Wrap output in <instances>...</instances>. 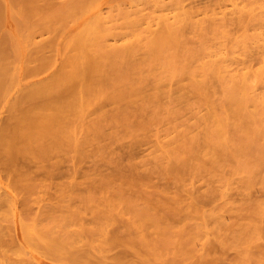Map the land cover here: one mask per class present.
Instances as JSON below:
<instances>
[{
  "label": "bare ground",
  "instance_id": "1",
  "mask_svg": "<svg viewBox=\"0 0 264 264\" xmlns=\"http://www.w3.org/2000/svg\"><path fill=\"white\" fill-rule=\"evenodd\" d=\"M95 1L98 0H0L1 103L5 100V96L14 94L12 101L9 100L10 102L7 104V118L3 119V121L0 119V155L5 158V160L2 159L6 164H4L3 160H0V163L2 164L3 162L4 164V167H2L3 170L7 168L4 170V173H7L6 176L8 175L7 178L9 177L10 179H8V184L10 181L9 186L7 184L9 188H6L5 192H1L0 182V264H22V262H25L23 247L25 244L29 248L35 249V252L38 251L40 255V250L37 249L42 246L44 247V245L46 246L44 247V252L46 253L52 250L56 252V249L59 250L60 248L62 250L65 246L67 249V246H70L74 248V254L73 251H70V255H73H69L70 262H73V264H106L107 257L109 259V256L106 255V251L111 250L112 247L123 245L127 250L124 249L125 251L122 250L121 252L117 250L118 253L115 252L117 254L113 256V262L111 261L110 264H161V262H159L160 258L162 259L161 261H163L162 264H164L165 260L159 255H162V253L169 248V240L174 238L175 242L171 241L174 246L172 247L170 244V248L175 250L172 252L173 254L179 251L177 253H192L193 256V252H196L198 257L200 256L203 258L205 254L207 255V253L209 254L213 251L216 257L214 256L213 259L210 258V261L207 259L208 264H264L263 241L262 245L255 244L259 238L264 237V223H262L264 219V203L262 204L259 200H253V203H249V205L245 206L243 203H240L242 201L240 200L239 204H236L235 207L234 205L232 206V204H234L232 202L235 199H233V201H231L232 199H226L227 201L224 199L222 203L219 202V204H215L216 206H213L214 208H212V210L210 208V212L207 214V220L202 216V214H206V211L205 214L198 211L199 218L201 219H198L200 221L195 223L193 220L196 219L197 216L193 215L194 213L196 215L198 214L196 210L197 207H195V209V203H193V201H188L192 198L186 200L184 196H173L176 195L173 194L172 196H168V198H162V200H160L161 198H155V201L154 199L147 200L146 198V200H143V198H140L141 201L139 199V194L141 192H138L137 188H134L138 184L133 187L136 191H134L133 188V191L129 188H125L126 185L123 186V189L120 187L122 185H119L118 188L114 185L116 189H113L116 190V194L114 196L110 194L114 192L112 189L109 193L110 198H108V193L105 192L107 197H102H104V200L106 197L105 203L103 204H105L104 206L107 208L104 210L103 206L102 211L99 210V208L97 209V207L95 208V206L93 207V213H90V222L92 223L90 226H84V222L83 225L81 224L82 213L80 210L81 207H79L80 202L77 204L73 203L70 199L72 200L75 196L71 195V198L68 199L66 195L65 198L68 199L64 201L66 206L59 208L60 210H56L59 205L62 207L63 201L61 203L57 202V206L51 203L42 212L43 218L45 217L44 219L41 216H38L39 219L36 216V219L34 216L35 219H32L33 221H31L30 217V223H25L20 220L23 244H18L19 246H17L15 250H11V248L6 250L7 243L5 245L2 241L6 239L5 237L8 231L5 237L3 236L2 238V235H4L2 229L4 231L6 227L4 226V228H2L4 224L1 222L10 219L9 217L11 215L14 220L13 215L17 208V197L21 192H24L27 197H29L31 194H36V189L42 187L41 185H43V187L46 186L44 180L40 181L38 180V176L30 174V172L34 173V171H31L32 168L24 167L23 169V166H29V164L35 165L34 162L36 164L38 163L37 165L42 163L39 167L41 171V168L45 169L46 167L44 161H46L47 158L49 159L56 150L62 148H70L69 150H71V148H74L73 150L76 152L80 150V147L86 144L84 149H87V146L89 144L91 145L93 141L89 143L88 141H91V138L89 135L87 137L86 134H90L91 131L94 135L97 129L102 128L101 126H103V124H100L101 126L99 125L100 120L102 123L104 119L111 117L110 119L112 120L113 118L114 120L117 118L113 112H106L110 117H105L103 102L106 98L117 103L123 100H132L134 97H142L149 100L146 101L145 99L147 103L149 102L150 104L151 102L156 105L160 98L164 99L169 97L168 100H165L166 103H171L173 101H183L186 103V94L183 93L184 84L181 82L182 78L187 79V85L190 90H193V93L196 92L199 96L201 95L202 99L206 97V93H208V89H210L205 85V81L209 86L210 79L211 81L213 79V82L217 81L221 85L227 97L229 111L233 116H236V114L243 113V105L250 94L253 93L254 89L251 91V79L253 78L254 80V78H256L264 82V62L261 60L264 55V38L261 32L260 34L256 31L252 34H246L244 31L240 35L238 33V36L232 37V44L228 51L222 48L223 43L221 44V42L225 40L221 41V39H225L226 35L229 33L228 31H230V29H226V24L228 22H226V18L224 19L227 13L225 14V12H222L224 4L217 10V12H221L219 15L223 16V18L221 17L222 19L219 20L217 17L218 14L209 9L213 3L211 6L207 3L209 8L204 5L206 10H204L203 13L202 10L200 11V7L197 8L196 6L197 9L185 7L182 0H173L172 9L170 8L171 10L159 8L163 0H141L142 3L149 6L148 8H151L149 9L150 11L148 10L143 13L144 10L142 8L137 9V6L135 10L125 9L124 13L127 14V16L134 15L128 21V30L129 34L133 35L135 38L132 41H124L117 44L116 42L119 39L125 37L127 34L126 31H116V27L112 23L113 16H110L112 14L108 13V15L110 14L109 16H104L102 11L100 12L99 6L93 8V3ZM224 1L225 0H218L219 3ZM229 1L234 7H236L240 1L244 2L243 7L250 4L253 5V3L256 4L258 1L260 3V0ZM193 5H195V3H193ZM252 5H250V7ZM252 8H254V6ZM109 9L110 8H108V10ZM208 9L211 12L207 11ZM200 12L203 14L209 13L203 18H197ZM234 12L236 11L233 10L232 13L234 14ZM248 13H250V10ZM106 14L107 13H105V15ZM235 15L234 18L236 19ZM249 16L253 18L252 20L256 23L259 22V20L264 23V10L258 13L251 12ZM237 17L239 22L243 20L242 17ZM234 18L232 20H234ZM243 18L252 22L248 19L249 17ZM255 19L259 20L255 21ZM238 21L236 23L239 24ZM249 22L246 23L250 25ZM262 22L261 24L263 25ZM240 24H242V22ZM259 24L258 26L261 27V24ZM188 25L190 27L189 29L186 27ZM257 28L258 27H256V29ZM234 31H236L235 28ZM185 32H188L187 34L192 32V37L195 36L196 41L192 44L189 43L185 38ZM193 33L195 35H193ZM111 36L115 41L113 43L108 41ZM230 36H228L229 39ZM227 44L225 43L224 47H228ZM253 60H260L258 66L255 68L253 67L255 64H252ZM57 61L60 63V67L58 66L59 70L56 68L53 72H56V70L58 71L51 74L49 69ZM234 64L237 67L231 69L230 66ZM40 72L43 73L42 78L38 80L35 78V80L29 79L35 77L37 74H41ZM151 73L153 74V78L149 81L150 79L148 80V77ZM173 76H180V78H177L179 82H175V77V86L172 85ZM207 77L209 79H207ZM147 80L151 82L148 84L150 85L148 89L146 88V84L148 83ZM255 82L258 83L257 81ZM255 94L256 93H254V95ZM262 94V96H264V91ZM102 98L104 99L102 100ZM100 100H102V103ZM203 100L206 101L207 98ZM153 105L154 104H152V106ZM1 106L2 104L0 108H2ZM141 107L146 108L145 106H140L139 109ZM92 108L94 109L93 112H95L94 114L93 112L90 114L91 117L93 115V120L89 118L90 115L88 114ZM118 110H120V112L123 111L120 107ZM118 110L114 111L117 116V113H119ZM173 110L176 111V109ZM224 110L222 112L220 111L221 113L219 114L212 112V115L211 113L208 115L207 118H210L208 121L209 123L207 128L203 129L207 130H205L204 134L201 133L204 135V143H199L202 146L197 143L196 133L193 134L192 130L189 131L185 129L181 130V133L177 131L176 133L178 134L175 133L173 137H170L165 142L161 141L157 143L160 145V147L158 146L160 150L156 148L161 151L158 156L164 158V160H166L165 163L168 161L169 166L171 161L174 162V165L177 161L178 165L176 166L171 163V166L173 165L172 168L176 167L174 170L178 171L180 168L182 170L187 168L191 170V168L197 166L193 165V161L195 160L203 159L205 161L209 159L213 164L214 162L217 163L218 159L219 162L220 160H226L229 155L233 154L237 156L236 148L234 149V147H238L237 149H239L241 146L240 144H242V148L246 146L250 148L252 146L251 140H255L258 133L259 136L264 135V130H262L261 133L257 132L258 130L254 131L257 128L251 125L249 128V123H247V125L246 122L245 127L248 128H246V130L249 131V129L251 130V128H254L253 131H251L253 134L251 135V133L249 134L247 131H245L247 135L244 131L239 133L240 128L238 129L236 124L230 121V114H227L228 110ZM177 113L178 112H176V114ZM120 117L122 118V116ZM124 118L125 116L123 120ZM204 120L206 121L207 119L205 118ZM144 122L140 123L145 125ZM148 122H150V119ZM199 122L202 123L203 121ZM205 124L203 125L205 126ZM230 128H234L235 132L233 131L230 133V131H228ZM79 131H83V138H80L81 136L78 138L77 134L79 135ZM97 132L98 134L96 133V136L102 135L101 129L100 134L98 130ZM258 137H256V139ZM93 138L95 139L94 136ZM157 141L159 142L160 140ZM256 143L258 144V142H255V144ZM197 144L198 146H196ZM256 147L257 149L259 148L258 154L254 156L251 162L245 159L247 162L243 160V163H239H241L240 165L242 167L243 165L245 166L244 170L248 168V173L251 168L253 169L255 167L256 170H254L257 171L255 173H259L264 179V144L261 143L260 146ZM75 148L77 149L75 150ZM156 148L155 151L158 152ZM196 148L198 153H194ZM242 148L240 150H242ZM82 149L83 148H81V150ZM84 149L82 150L83 152ZM69 150V153H73V150ZM240 150L237 151L240 152ZM233 151H235V154ZM59 152L60 151H58V153ZM85 153L83 155L80 152L84 157ZM159 158L160 157H158V159ZM162 158H160L161 160L159 159V161L162 162ZM18 159L21 161L19 162L20 165L25 162L20 168L16 165ZM79 160L80 159H78V161ZM47 162L49 161L47 160ZM160 163H158V165ZM250 163L252 166L251 168L250 166L248 167ZM37 165L36 167H38ZM51 166L52 165H50V168ZM171 166L167 168L169 171ZM206 166L208 167L207 164ZM47 168L44 170V172H46L45 174L49 173V169L47 170ZM7 170H9L10 173L6 172ZM36 172L39 173V170H35V174ZM171 172L173 173V170ZM172 173L171 175H173ZM179 173H181V171H178L177 174L179 175ZM252 173H254V171L252 172L251 170V176L254 175ZM42 174L45 177L47 176L43 173V170ZM176 175L173 177H178ZM212 177L214 178V175H212ZM41 178L43 179V176ZM215 179L217 180V178ZM223 179L225 180L226 177ZM251 179L252 178L248 180V178H246L242 183L248 184ZM97 181L98 180H96V182ZM102 181H100V184ZM211 181L210 178L209 182L211 183ZM108 182L109 181H105L104 183L106 184ZM220 182L222 183V181H219V183ZM224 182L226 183V180ZM138 183L141 182L138 180ZM109 184L110 182L108 185ZM245 184L244 186H247ZM220 185L222 186V184ZM10 186L12 189H10ZM107 186L105 185V188ZM127 186L130 185L128 184ZM221 186L219 187L221 188ZM42 189L39 192H41ZM214 190L216 189L214 188ZM214 190L213 195L216 193ZM221 191H219V193ZM17 192H20V194L18 195ZM39 192L37 191V195ZM23 194L19 200H24L23 198L25 195L23 196ZM69 194L68 197H70ZM142 194L141 196H144ZM220 194H215L214 196H219ZM240 194H242V192ZM78 197L79 196L76 198L78 199ZM219 198L221 199L222 197L219 196ZM231 198L233 197L231 196ZM242 198L243 197L239 199ZM29 199H31V196ZM100 199L102 200V198ZM22 200L20 204L21 202L23 204ZM95 200L93 197V201ZM90 202L92 201L90 200ZM28 203L29 201L27 198V203L25 201L23 205H28ZM97 203L95 202V205H99ZM86 204H88V202ZM106 204L109 207L106 206ZM234 207L236 209H234ZM27 208L28 207L25 209ZM234 210L235 213L236 211L238 212L237 215L233 216L232 213H228ZM22 212L25 211L23 210ZM226 213H228V216H233H229V222H225L226 220H224L226 219ZM113 214L120 215L122 219H117L118 222L120 221V224L118 223L116 227H113L117 224V222L114 221L116 218H113L114 222H111V216H113ZM126 215L127 217H124ZM123 218L125 220H123ZM78 221L81 224H78L80 226L72 228V230L71 228L69 229V227L67 228L71 222L77 223ZM112 223L115 224L112 226L113 229H110V232L107 227ZM12 224L14 223L12 222ZM10 227L11 225L8 228ZM78 227L81 228L79 229ZM77 228L79 230H77ZM11 229L13 228L11 227ZM104 229H106V232ZM99 232L105 233V237L99 235L100 238H103V241L98 236ZM209 232L213 234L211 239L209 237ZM82 233L85 234L84 238H88L85 241L86 243L84 242L82 244V246H86L85 248L82 247L80 243V245H76L79 239L81 241ZM109 233L110 235H108ZM201 234L204 236V241L202 242L203 246L207 244L205 247L206 251L203 249L204 252L193 249V242ZM86 235L88 237H86ZM96 235L98 237L96 239H99L98 242H100L96 243L97 245L94 243ZM159 240L161 241L159 242ZM216 245L219 249L218 247H216L217 249L214 248ZM3 246H5V248ZM13 246L15 247V243ZM70 247L68 251L72 250ZM66 249L64 248L65 253L67 252L65 251ZM228 249H233L234 251V256L230 260H226V256L228 255L227 252H229ZM64 252L61 251L60 254L63 253L64 255ZM94 252L96 255L95 257H98V260L95 261L96 263L93 262L94 259H91V254L93 255ZM51 253L52 252L49 254ZM129 253L131 255H129ZM52 254H54V251ZM13 255H15V258ZM57 255H55V257L58 259L59 255ZM63 255V258L67 256V254ZM128 255L130 257H128ZM21 257L25 261H22ZM65 259L67 260V258Z\"/></svg>",
  "mask_w": 264,
  "mask_h": 264
},
{
  "label": "rangeland",
  "instance_id": "2",
  "mask_svg": "<svg viewBox=\"0 0 264 264\" xmlns=\"http://www.w3.org/2000/svg\"><path fill=\"white\" fill-rule=\"evenodd\" d=\"M166 1H167V3H166ZM170 1H171V3H170ZM182 1H183V5L185 7L189 8V9L190 8L197 9L198 7H200L199 9H200V11L202 10V12L204 10H206L205 6L207 7L209 4L211 6L212 3L215 4V5L212 4L211 7H213V8H211V7L209 8V6H208V8L211 11L213 10L214 12H216L218 14L217 17H218L219 20L222 19L223 16L219 15V14H221V12L219 11L220 12L219 13V12H217V10H218V8L220 9L221 5L224 4L222 12L223 13L225 12V14L227 13L226 14L227 17L224 15L225 16L224 19L226 18L225 19L226 22L229 23V24L228 23L226 24V29H230V31L233 30V31H231V33H230V31L227 30L229 33L226 35L225 39H221V41L225 40L224 42L226 44L227 43L229 44V45L227 44L228 47H226V46L224 47L225 43L221 42V44L223 43L222 44V46H223L222 48H224V50H226V51H228L230 49V46L232 44V42H231L232 41V37L233 36L234 37L238 36V33L240 35L241 33H243L245 31L246 34L247 33L248 34H252V33H254L256 31L259 34L261 32L262 33L261 35L264 38V23L262 21H260L259 19H255V21L259 20V22L256 23V22H254V20H252L253 18H251L249 16L251 12L258 13L259 11H263L264 10V0H260L261 4L259 3V1L256 4L253 3V5L250 4V5H252L251 7H250V5H247V4H246L247 6L243 7L244 2H241V1L238 3V5L236 7H234L229 0H225L222 3L221 2L219 3L218 0H182ZM182 1H181V3H182ZM172 2H173V0H163L162 4H160L161 6H159V8H167V10L168 9L171 10L172 9L171 8ZM193 3H195V5H193ZM207 3H208V5H207ZM216 3H217V5H216ZM93 5H94L93 8L99 6L100 12L102 11V14L104 16H107L108 13L112 14V15H110V14L109 15L111 17L113 16L112 17L113 18V22L112 23L115 25L116 31H118V32L126 31L127 34L125 35V37L122 38V39H119L116 42L117 44H119L121 42H124V41H132L135 38L133 35L129 34V30H128V21L134 15L127 16V14L124 13L125 9L126 10L127 9L135 10V8L137 6V9L142 8L144 10L143 13L147 12L149 9H151V8H148L149 6H147L144 3H142L141 0H98V1H95L93 3ZM169 5H170V7H169ZM145 6L147 7V10H146ZM196 6H197V8H196ZM253 6H254V8H252ZM108 8H110L109 9L110 12H109ZM215 8H217V9H215ZM209 9L207 11L211 12ZM233 10L236 11L237 13L234 12V14H233L232 13ZM249 10H250V13H248ZM166 12H168V11H166ZM209 12H207V13H209ZM105 13H107V14L105 15ZM200 13L197 16V18H203L207 14V13L203 14L204 12L201 13V14ZM137 14H140V13H137ZM234 15H235L236 19L234 18ZM219 16H220V18H219ZM237 16L242 17L243 20L245 19L243 17H246V18L249 17L248 19H250V21H252V22H249V20H247V19H245L247 21H245V20L243 21L242 20L241 21L242 24L244 23L243 26H242V24H240L241 22L238 21V19H237L238 17ZM233 18H234V20H232ZM227 19H228V21H227ZM237 21L239 22V24L236 23ZM246 22L247 23L249 22L250 25L247 24ZM261 22L263 23V25L261 24ZM233 23H234V26H233ZM259 23L261 24V27L258 26ZM228 25H230L232 29ZM255 26L258 27L259 29L258 28L256 29ZM186 27L188 29L190 28L189 25L186 26ZM186 27H185V30L187 31ZM234 28L236 29V31H234ZM254 29H256V30H254ZM188 32H185V34H186L185 38L187 39V41H189V43L192 44V43H194L196 41V37L195 36L192 37L191 33L193 31L190 32L189 34H187ZM234 32H236V33H234ZM231 34H233V35H231ZM193 35H195V34L193 33ZM228 36H230V39L228 38ZM111 38H112V36H111ZM111 38L109 37L108 41L110 43L115 42L114 38H112V39ZM227 38H228V40H227ZM262 57L263 58L261 60H262V62H264V55ZM259 62H260V60H253L252 64L253 65L255 64L253 67L254 68L257 67ZM59 64H60L59 61H57L55 64H53L51 66V68L49 69L51 74L52 73H56L59 70L58 69V66L60 67ZM235 64L231 65L230 68L232 69V68L237 67L236 66L237 64L236 65ZM56 68L58 70H56V72H53V71H55ZM144 69H146V68H144ZM42 77H43V73H41L39 75L37 74L35 77L29 78V79L30 80H35V79L38 80V79H40ZM149 77H148V80L150 79L149 81H151L152 78H153V74L152 73H151V75L149 74ZM175 77H176V81L175 82H177L178 81L177 78H180V76H175ZM175 77L172 78L173 79V81H172L173 83L170 82L174 86L176 85V83L174 82ZM207 79H209V78L207 77ZM255 79L256 78H254V80H253V78L251 79V81H252V83L250 82L252 84L251 91L253 89L254 90H253V93L251 92L252 94H250V96L247 98L245 104L243 105V108H244V110H242L243 113L241 112L242 114H240V113L236 114V116L235 115L233 116L232 113L229 111V105L227 103V97L225 96V93L223 92V89L221 88V85L217 81H214V82H216V83H214L213 79H212V81L210 79L209 82L210 83L212 82V83L211 84L209 83V86L206 84L207 82L204 80L205 81V85L208 88H210V89H208L206 87L209 92L206 91V92H208V93H206V97L202 96L205 99L207 98L206 101L203 100L204 98L203 99L201 98V95L199 96V95H197L196 92L193 93L194 91L190 90V88L187 85V79L186 78L185 79L182 78V80H181V82L184 84L183 93L186 94V98H185L186 103L183 102V101L182 102L181 101H173L171 103H166L165 100H168L169 97L164 98V99L160 98L158 103H156V105H155V103H151V102H150V104H149V102L147 103L146 101H149V100H147L146 98H142V97H136V98L134 97L132 100H123V101L117 102V103L116 102H112L111 100L106 98L104 100V102H103V108H104L103 111H105V117L106 118L110 117V115L108 113H112L113 112L115 114V117H117V118L119 117L121 120L119 118L118 119L116 118L117 120L116 119L113 120V118H112V120H113L112 121L110 119L111 117L108 118V119H104V121L102 120V123H101V120H100L99 125L103 124V126L100 125L102 128L98 127L99 129H97V130L99 131V134L102 132V135L100 134L101 137L98 136V135L96 136V133L98 134L97 130L94 133V135L90 131V134L92 135V137H91L90 134H86L87 137L89 135V137L91 138V141H88V142L89 143H91L92 141L93 142L91 143V145L89 144L90 146L89 145L87 146V149L86 148L84 149V147H86L87 144L85 146H83V147H80V150H81V148H83L84 152L82 151L83 149L81 151L77 150L75 152L73 150L74 148H71V150H69L70 148L69 149L68 148H62L64 152L62 151V149L56 150V152L54 151L52 153V156H50L51 158L50 157H49V159L47 158V160L49 162H47V160L45 159L46 161H44V164L46 165V167L43 166V167H45V169L41 168V171H40L39 167H40V165L42 163L41 164L39 163V165H37L38 163L36 164L34 162L35 165L29 164V166H31V167H29V166H26V165L23 166L25 162L21 163V165H20L19 162H21V161H19V159H18V161H16V165L19 168L22 167V166H23V169H24V167H26V168L28 167L30 169L32 168L31 171L32 172L34 171V173L30 172V174H32L33 176H38L39 177L38 180H40V181L44 180V183L46 182V186H44L45 187L44 188L43 185H41L42 187H40V188L41 189L43 188L41 192H39L41 189L38 187L36 189L39 192L38 195H37V191H35L36 194H33V195L31 194L30 195L31 199H29L30 196L27 197V195L24 192H21V194H20V192H17L18 195L19 194L20 195L17 197V203H16V207L17 208H16V211H15V214L13 215L14 216L13 217L14 220L12 219V215H11L9 217L10 219H7L5 221L3 220V222H1L2 224H4L2 228H4V226L6 227V228H4V231L2 229V233L4 234V235L1 234L2 238H3V236L5 237V235H6L7 231H8V233H7L6 237H5L6 239L5 240L3 239V241H5V242L2 241V243L3 244L5 243V245H6V243H7V245L9 244L8 247L6 245V248H7L6 250H8V248H11V250H15V248H17V246L23 244V238H22L21 228H20V220L22 222H25V223H27V222L30 223L31 221H33L32 219H35L36 216L37 217L41 216L43 218L42 212H43V210L45 208H47V206H49L51 203L52 204H56V206H57V204H58L57 202L61 203L63 201L62 202V207H61V205H59V207L56 209V210H60L59 208H63V206H66L64 201L68 200L69 198H71V195L75 196L72 200L70 199L71 202L76 203V204L80 202V206L79 207H81L80 210H81V213H82L81 214L82 215L81 224L83 225L85 223L84 226L92 225V223L90 222V219H91V216H90L91 214L90 213L91 212L93 213V209H94L93 207L95 206V208L97 207V209L99 208V210L103 211V206L105 205L103 203H105V200H106V197H107L105 192L108 193L107 194L108 198H110V194H113V196L116 194L115 193L116 190H114V189H116V187L118 188L119 185H122V186H120L122 189L124 188L123 186L126 185L125 188H129V189L132 190V188L136 184H138L134 188H137V191L141 192L140 194L138 192H136V193L139 194V199L143 198V200H146V198H147V200H149V199L153 200L154 199V201H155V198H157V199L161 198L160 200H162V198H168V196H172L173 194H176V195H173V196H177V195L178 196L180 195L181 197L184 196L186 198V200L192 198L193 200L191 199V200H188V201H193V203H195L194 208L197 207V209L195 208L197 210V213H198V211L199 212L201 211V213L203 212L205 214V211H206L205 215L202 214L203 218L206 219V220H207V217H208L207 214L210 212V208L212 210V208H214L217 204H219V202L222 203L224 201V199L225 200L226 199L227 200L228 199H230V200L232 199L231 201H233V199H235L234 201H236V202L233 201L232 203H234V204L231 203L232 206L234 205L235 207H236V204L237 205L239 204L240 200H242L240 203H243L245 206L249 205V203H253V200L254 201L255 200L256 201L259 200V202H261L263 204L264 203V179L262 178V176L259 173H255V172H257V171H255L256 168L254 167L252 169L251 168L252 167L251 163L248 165V167L250 166V168H251L249 170L250 172L248 173L247 172L248 168L244 170L245 166L243 165V167H242L240 165L241 163H239V162L243 163V160L245 161V159H248L247 161H249V162H251L253 160L254 156H256L258 154V149L259 148L257 149L256 146H260L261 143L264 144V135L263 136H261V135L259 136V133H258V135L256 137H258V136L259 137L257 139H256V137H255V140H251L250 139L252 141L251 142L252 146L250 145L251 146L250 148H247L249 146H246V147L242 148L241 147V146H243L242 144H240L241 146H240L239 149H237L238 147H234V149L236 148V153H237V156L235 155L236 157L232 154L233 156L229 155V157H228L229 160L228 159L223 160V161L220 160V162H219V159H218V162L220 163L219 164L217 162L218 165L215 162L213 164L212 161H210L209 159H206L205 161L203 159L195 160V161H193V165H197L198 167L196 166V167L191 168L192 172H191V170H188V168L187 169H183V170L180 168V169H178L179 172L181 171V173H179V175L177 174L178 171L174 170V169H176V167L172 168V166L174 165L173 161H171V163H173L172 166H171V163H170V166H171L170 171L167 169L170 166L168 164V161L165 163L166 160H164V158H162L161 156H158V154H160L159 152H161V151H159L160 150V148H159L160 145L157 144V143H160L161 141L165 142L170 137H173L177 131H179L181 133L182 132L181 130H185V129H188L189 131L192 130L193 134L196 133L195 136L197 137V143L198 144L199 143L203 144L204 143V135H202V134H204L205 130H207V129H205V130H203V129L207 128V125L209 123L208 121H209L210 118H207L208 115L210 113L212 115V112H214L216 114H219L224 109L228 110L230 112L229 113L227 111V114H230L229 115L230 121L231 122L233 121L236 124L238 129L240 128L239 129L240 131L238 130L239 133H241L242 131H244V132L247 131L246 130L247 127H245L247 123H249V125L247 124L248 127L251 125L252 127L257 128L254 131L258 130L257 132L261 133V131L264 130V96H262L263 95L262 93L264 91V82L263 81H259L257 79L255 80ZM149 81H148L147 84L145 83L146 81L144 82L147 85L146 86L147 89L150 87V85H148V84L151 83V82H149ZM255 81H257V82L259 81V82L256 83ZM203 82H202V84H203ZM253 82H255V83H253ZM219 86H220V88H219ZM146 91H148V90H146ZM254 93H256V94L254 95ZM10 95L11 94H8L7 96H5L6 98H5L4 101H3L4 98L2 99V101H3L2 103L0 101V105L2 104V106H1L2 108H0V119L2 121H3V119L7 118L6 117L8 115L7 110H6L7 104H8V102L12 101L14 94L11 95V96ZM103 99L104 98H102V100ZM145 99H146V101H145ZM102 100H100V102ZM152 104H154V105L152 106ZM140 106H145L146 108L141 107L140 108L141 110H140L139 109ZM119 107L121 109H123L122 112H120V110H118ZM101 108H102V106H101ZM173 109H176V111L173 110ZM91 110L89 111L90 113H88L89 115L92 114V112L94 111L93 108ZM115 110H118V112L121 115L119 113H117L118 114V116H117L116 112H114ZM106 112H108V113H106ZM139 112H140V114H139ZM172 112H173V114H172ZM176 112H178V113L176 114ZM94 113L95 112H93V114ZM89 115H87V116H89ZM123 115L125 116L124 120H123V117H124ZM120 116H122V118ZM112 117H114V116H112ZM89 118L92 119L93 115H92V117L90 115ZM89 118H88V120H89ZM205 118L207 119L206 121L204 120ZM149 119H150V122H148ZM94 120H95V118H94ZM199 121H201V122L203 121V122L200 123ZM140 122H142V123L144 122L145 125H143ZM245 122H246V124H245ZM135 124L139 125V126H136ZM140 124H141V126H140ZM203 124H205V126ZM142 127H143V129H142ZM254 128H251V130L249 129V131H247V132H249V134L251 133V135H252L253 133L251 131H253ZM100 129H101V132H100ZM228 131H230V133H232L233 131L235 132L234 128H230V130H228ZM86 133H87V131H86ZM176 134H178V133H176ZM245 134H246V132H245ZM251 135H249V136H251ZM77 136H78V138L80 136H81L80 138H83L82 137V136H84L83 131H79V135L77 134ZM93 136L95 137V139L93 138ZM90 138H88V139H90ZM92 138H93V140H92ZM155 139H156V141L157 140H160V141L156 142ZM150 141H151V143H150ZM255 142H258V144L257 143L255 144ZM102 144H103V146H102ZM151 144H153V145H151ZM198 144L196 146H198ZM237 144H235V145H237ZM101 146H102V148H101ZM200 146H202V145H200ZM156 147L159 148V150ZM77 148H75V150ZM155 148L157 149L158 152L155 151ZM241 148H242V150H240ZM68 150L69 151L73 150V153H71V152L69 153ZM86 150H87L88 153L86 152ZM237 150H240V152H238ZM58 151H60V152L58 153ZM80 152L83 155L86 152L85 153V157L83 155H81ZM196 152H197V148H196V151L194 153H196ZM233 152L235 154V151H233ZM54 153H55V155H54ZM86 154H87V156H86ZM69 156H70V158H69ZM158 157L162 158V162L163 163L161 161H159L160 158L158 159ZM0 158H1L0 160H3V159L5 160V158H3V156H1ZM56 159H58V160H56ZM78 159H80V160L78 161ZM4 160H3V162H4ZM51 161H52V163H51ZM247 161H245V162H247ZM3 162H2V164H3ZM195 162H197V163H195ZM204 162H205V164H204ZM245 162H244V164H245ZM29 163H31V162H29ZM158 163H160L161 165L159 164L160 165L159 166ZM2 164L0 163V169H1L0 171H2V172H0L1 192H5L6 188L7 189L9 188V187H7L9 177L7 178V176H8V175L6 176L7 173H4L5 172L4 170H6L7 168L4 169V170L2 169V167H4V164H6V162H4L3 166H2ZM206 164L208 165V167L206 166ZM36 165L38 167H36ZM50 165H52L51 168H50ZM176 165H178L177 161L175 162L174 166H176ZM47 167H49V168H47ZM199 167H200V169H199ZM36 168H38V169H36ZM46 168H47V170L49 169L48 170L49 173L47 171V173L49 175L45 174L46 172H44V170H46ZM8 169H10V168H8ZM30 169H28V170H30ZM35 170H39V173L36 172V174H35ZM42 170H43V173L45 175H47L46 177L42 174ZM172 170H173V173L171 172ZM207 170H208V172H207ZM210 170H212V171H210ZM251 170H252V172L254 171V173H252V174H254L253 176H251V174H250ZM185 171H187V172H185ZM6 172H9V170H7ZM171 173L173 175H171ZM140 175H141V177H140ZM174 175H176L178 177H173ZM212 175H214V178L212 177ZM42 176H43V179L41 178ZM220 177L222 179L226 177V179H225L226 183L224 182L225 180L224 179L222 180ZM104 178H106V179H104ZM114 178H115V180H114ZM210 178L212 180L211 183L209 182ZM215 178H217V180H219V181H222V183L221 182L219 183V181H217ZM244 178L245 179L248 178V180L250 178H252V179L254 178V179L253 180L251 179V181L248 184L244 183L245 185H247V186H244V184L242 183V181L245 180ZM110 179H111V181H110ZM96 180H98V181L96 182ZM138 180H139V182L142 183V185H141V183H138ZM47 181H49V182H47ZM100 181H102L101 184H100ZM105 181H109L110 182V184H109L110 186L108 185L109 182L105 184L104 183ZM71 183H72V185H71ZM112 183H114V184H112ZM118 183H120V184H118ZM9 184H10V181H9ZM9 184H8V186H9ZM128 184L130 186H127ZM220 184H222V186ZM105 185L106 186L108 185L106 188H108V187L109 188L111 187V188L110 189L109 188L106 189ZM102 186H103L104 189L102 188ZM141 186H142V188H141ZM219 186H221V188ZM213 187L216 190H214ZM134 188H133V190H134ZM10 189H12L11 186H10ZM38 189H40V190H38ZM112 189L114 190V192L110 193V191H112ZM70 190H71V192H70ZM209 190H211V191H209ZM213 190L216 192V193H214V195L215 194L218 195V194H220L222 192L219 195L222 198L220 199L219 196H214L213 195ZM221 190H223V191H221ZM134 191H136V189ZM219 191H221V192L219 193ZM241 192H242V194H240ZM22 194H23V196L25 195V197H26V199H25V197L23 198L26 201V203H27V198H28L29 203H28V205L25 204L26 206L23 205L25 203V201L22 200V199L21 200L23 201V204H22V202L20 204L21 200H19V198L22 197L21 196ZM57 194H59V195H57ZM68 194H69L70 197H68ZM141 194L144 195V196H141ZM66 195H67V197H66ZM227 195H229L230 197L227 196ZM77 196H79L78 199L76 198ZM92 196L94 197V200L95 199L96 200L98 199V200L97 201L96 200L93 201V197ZM102 196H106L105 200H104V197H102ZM231 196L233 198H231ZM65 197L68 198V199H66ZM90 197H92V198H90ZM241 197H243V198L239 199ZM100 198H102V200ZM74 199H75V201H74ZM86 199H87V201H86ZM90 200L94 204L92 202H90ZM87 202H88V204H86ZM95 202L96 203L98 202L97 204H99V205H95ZM85 204H86V206H85ZM106 206H108V205L106 204ZM26 207H28V208L25 209ZM100 207H101V209H100ZM235 207H234V209H236ZM90 208H92V209H90ZM106 208L107 207L104 206V210ZM23 210L25 212H22ZM228 213L229 214L232 213L233 216H235V215H237L238 212L236 211V213H235V210H234V211L228 212ZM228 213L225 214L226 215V219H224V220H226L225 222H229L230 221V217H233L231 215H229L230 216L229 217ZM27 215H29V216H27ZM32 216H33V218H32ZM193 216H197L198 217V218L196 217V219H194L193 222L197 223V222L200 221V220H198V219H201V218H199L200 217L199 213L197 215L194 213ZM30 217H31V221H30ZM37 217H36V219H37ZM124 217H127V215L124 216ZM113 218H116V220L117 219L122 220L120 215L113 214V216H111V219H112L111 222L113 221ZM16 219H18L19 221L16 220ZM38 219H39V217H38ZM10 220L14 224H12V222ZM116 220H114V221L117 222V224L112 223L109 226L106 225V226H108L107 229H109V231H110V229L111 230L113 229L112 226L114 224L115 225L113 227H116L118 225V223L120 222V221L118 222V220L117 221ZM123 220H125V219L123 218ZM263 220H262V223H264ZM6 221H8V222H6ZM72 224H73V226H72ZM78 224H80L79 221L77 223L76 222L75 223L71 222L67 226V228L69 227V229L71 228V230H72V228H75V227L81 225V224L80 225H78ZM10 225H11V227L13 229H11V227L8 228ZM193 225H195V224H193ZM78 228L80 229L81 227H78ZM78 228H77V230H79ZM8 229H10V230H8ZM263 230H264V228H263ZM104 231L106 232V229H104ZM210 232H212V231H210ZM210 232H209V237L211 239L213 234L210 233ZM8 234H9V236L11 238L8 236ZM84 235L85 234H83L81 236L83 238V239L81 238V241H80V239L78 240V242L76 244L77 246L80 245V244L82 246V244L86 241V239H88V238H84L85 237ZM99 235H101L102 237H105V233L104 232H99L98 236ZM108 235H110V233ZM86 237H88V236L86 235ZM96 238H98L97 235H96V237L94 239L95 245H97L96 243H100V242H98L99 239L97 240ZM99 238H100V236H99ZM100 239H102V241H103V238H100ZM174 239L169 240V248L166 249L165 252L162 253V255H159L160 257L161 256L163 257V260H165L164 264H199V262H200V264H208V261H210V258L213 259V257L215 256L213 251L211 253H209V254L207 253V255L205 254L206 257L204 255L203 258L200 257V256L198 257V254H196V252H193L194 253L193 256H192V253H189V254L185 253V252H183L185 254L177 253L179 251H177L176 254L175 253L173 254L172 252H174L175 250L173 248H170V244H171L172 247L174 246L171 243V241L175 242ZM258 240L255 242V244L262 245V241H263V244H264V237L259 238ZM160 241L161 240H159V242ZM203 241H204V236H203V234H201L193 242V249L194 250L196 249L199 252H204L203 249H205V251H206L205 247L207 246V244L203 246V243H202ZM11 243H13V244L15 243V247ZM10 245H11V247H10ZM25 245L23 246L24 247V255L25 256L24 255L23 256L25 257L24 259L26 261L22 258L23 257L22 256L21 260L25 261V262L21 261L22 264H73V262H70L71 260L69 259L70 258L69 255H70V251H73L74 248H71L70 246H67V249H66V246L64 247L66 249L65 251H67L66 253L64 252V248H62V250H61V248L59 250L56 249V252H55V250H52V251H48L46 253V252H44L45 251L44 247H46V246L44 244H42V245H44V247L41 245L42 247L37 249V250H40V253H41V255H40V254H38V251L35 252V249H31L27 245L26 246ZM3 247L5 248V246H3ZM69 247L72 250L68 251ZM82 247L85 248L86 246L83 245ZM216 247H218V246L216 245L214 248L217 249ZM42 248H44V249H42ZM114 248L113 247L111 248L112 251L108 250L109 253H108V251H106L107 254L106 253L105 254L107 256H109V259L107 257L106 264H110V262L113 260V256H115L118 252H121L122 250L123 251L127 250L123 245H118V246H116ZM171 249H173V250H171ZM218 249H219V247H218ZM117 250H118V252H117ZM228 250H229V252H227L228 255L226 254L227 255L226 256V260H230L234 256L233 249H231V250L228 249ZM53 251H54V254H52ZM61 251H63L65 253L64 255L67 254V256H64L63 253L60 254ZM95 251H97V250H95ZM50 252H52V253L49 254ZM115 252H117V253H115ZM57 254L58 255L60 254V255L58 256ZM73 254H74V251H73ZM73 254H71V255H73ZM96 254H98V253H96ZM28 255H29V257H28ZM55 255L58 256L59 260L57 259V257H55ZM62 255L64 256V258L62 257ZM129 255H131V254L129 253ZM129 255H128V257H130ZM229 255H231V256H229ZM13 256L15 258V255H13ZM46 256H48V257H46ZM52 256H53V258H52ZM95 256H96L95 252H94L93 255L91 254V259L92 260L94 259L93 260L94 263H96L95 261L98 260L97 259L98 257H95ZM65 258H67L68 261ZM207 259H208V261H207ZM161 260L162 259L160 258V261L159 260L158 261L161 262V264H162L163 261H161ZM152 263H154V262H152Z\"/></svg>",
  "mask_w": 264,
  "mask_h": 264
}]
</instances>
